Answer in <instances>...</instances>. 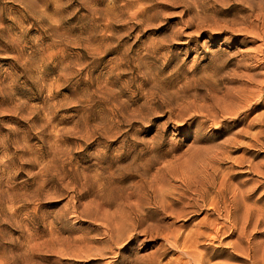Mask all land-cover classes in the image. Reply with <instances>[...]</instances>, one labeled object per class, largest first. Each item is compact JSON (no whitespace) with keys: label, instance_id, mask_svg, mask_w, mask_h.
Returning a JSON list of instances; mask_svg holds the SVG:
<instances>
[{"label":"rangeland","instance_id":"obj_1","mask_svg":"<svg viewBox=\"0 0 264 264\" xmlns=\"http://www.w3.org/2000/svg\"><path fill=\"white\" fill-rule=\"evenodd\" d=\"M0 264H264V0H0Z\"/></svg>","mask_w":264,"mask_h":264},{"label":"bare ground","instance_id":"obj_2","mask_svg":"<svg viewBox=\"0 0 264 264\" xmlns=\"http://www.w3.org/2000/svg\"><path fill=\"white\" fill-rule=\"evenodd\" d=\"M182 187H185V188H187V189H190V188L187 187L186 185H184V186H182ZM203 187H205V186H203ZM201 189H202V188H201ZM190 190H191L193 193L197 194V195H198V193H200V192L198 191L197 188H193V189H190ZM203 190H204V188H203ZM201 191H202V190H201ZM222 192H223V191H222ZM203 193H205V192H203ZM186 194H187V193L180 194V197L182 198V197H184ZM200 194H201V193H200ZM218 194H219V193H218ZM223 196H224V195H223ZM218 197H219V196H218ZM129 198H130V197H129ZM224 198H225V197H224ZM220 199H222V198L220 197ZM124 200H125V199H124ZM218 200H219V199H218ZM218 200H217V201H218ZM224 200H225V199H224ZM214 201H215V203H216V200H214ZM220 201H221V200H220ZM218 202H219V201H218ZM224 203H225V202H224ZM224 203H221V204H224ZM211 204H212V206H213V203H211ZM218 205H219V203H218ZM225 205H226V204H225ZM222 207H223V205H222ZM222 207H221V208H222ZM227 207H228V206H227ZM213 208H214V207H213ZM223 208H225V207H223ZM125 209H126V208H125ZM122 210H123V209H122ZM214 210H215V208H214ZM214 210H213V211H214ZM226 210H227V209H226ZM226 210H225V211H226ZM131 211H132V210H131ZM228 211H229V210H228ZM128 212H129V214L132 213V212L130 213V210H129ZM212 213H213V212H212ZM226 213H227V212H225V214H226ZM125 214H126V213H125ZM126 215H128V214H126ZM131 215H132V214H131ZM227 215H228V214H227ZM227 215H226V216H227ZM130 217H132V216H130ZM125 218H126V217H125ZM125 218H124V219H125ZM127 218H128V217H127ZM131 220H132V219H131ZM129 221H130V220H129ZM213 221H214V220H213ZM123 222H124V221H123ZM123 222H122V224H123ZM125 222H126V224H128V223H127L128 220L126 221V219H125ZM125 222H124V223H125ZM211 222H212V221H211ZM212 223H213V222H212ZM129 224H130V222H129ZM131 225H132V224H131ZM207 225H208V224H207ZM122 226H123V225H122ZM119 228H120V227H119ZM123 228H124V227H123ZM120 231H122V230H120ZM128 233H129V231H128ZM128 233H127V234H128Z\"/></svg>","mask_w":264,"mask_h":264}]
</instances>
